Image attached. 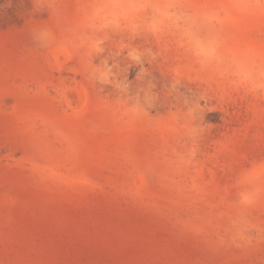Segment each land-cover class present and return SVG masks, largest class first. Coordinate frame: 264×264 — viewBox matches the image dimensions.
I'll return each instance as SVG.
<instances>
[{
    "label": "rangeland",
    "instance_id": "1",
    "mask_svg": "<svg viewBox=\"0 0 264 264\" xmlns=\"http://www.w3.org/2000/svg\"><path fill=\"white\" fill-rule=\"evenodd\" d=\"M0 264H264V0H0Z\"/></svg>",
    "mask_w": 264,
    "mask_h": 264
}]
</instances>
